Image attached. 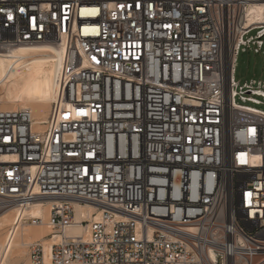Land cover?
<instances>
[{
  "label": "built area",
  "instance_id": "1",
  "mask_svg": "<svg viewBox=\"0 0 264 264\" xmlns=\"http://www.w3.org/2000/svg\"><path fill=\"white\" fill-rule=\"evenodd\" d=\"M25 45L61 52L57 98L0 104L4 253L36 203L53 233L4 264H264V78L235 80L264 0H0V55Z\"/></svg>",
  "mask_w": 264,
  "mask_h": 264
},
{
  "label": "bare ground",
  "instance_id": "2",
  "mask_svg": "<svg viewBox=\"0 0 264 264\" xmlns=\"http://www.w3.org/2000/svg\"><path fill=\"white\" fill-rule=\"evenodd\" d=\"M61 52L44 45H25L0 55V104L3 109H31L37 122L49 117L57 98L55 76L60 66ZM77 219L89 217L94 208L76 206ZM14 207L0 212V264L26 259L31 243L46 240L53 233L48 224L49 210L45 203H36L25 209L26 221L17 225L14 240L4 253L9 229L15 224ZM42 219L36 222L34 219ZM70 234L89 236L87 228L79 225Z\"/></svg>",
  "mask_w": 264,
  "mask_h": 264
},
{
  "label": "rangeland",
  "instance_id": "3",
  "mask_svg": "<svg viewBox=\"0 0 264 264\" xmlns=\"http://www.w3.org/2000/svg\"><path fill=\"white\" fill-rule=\"evenodd\" d=\"M252 78H264V54L253 49L239 53L235 71V80L241 83Z\"/></svg>",
  "mask_w": 264,
  "mask_h": 264
},
{
  "label": "snow or ice",
  "instance_id": "4",
  "mask_svg": "<svg viewBox=\"0 0 264 264\" xmlns=\"http://www.w3.org/2000/svg\"><path fill=\"white\" fill-rule=\"evenodd\" d=\"M12 17L11 16H9V19H11Z\"/></svg>",
  "mask_w": 264,
  "mask_h": 264
}]
</instances>
